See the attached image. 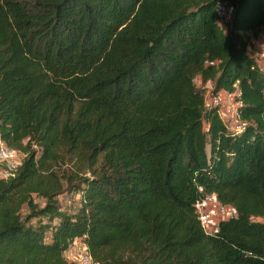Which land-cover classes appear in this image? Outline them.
<instances>
[{
    "label": "trees",
    "instance_id": "16d2710c",
    "mask_svg": "<svg viewBox=\"0 0 264 264\" xmlns=\"http://www.w3.org/2000/svg\"><path fill=\"white\" fill-rule=\"evenodd\" d=\"M260 29L264 0H0V139L24 154L0 178V264H74L76 238L95 264H264ZM195 77L234 95L238 131ZM210 193L234 214L206 233Z\"/></svg>",
    "mask_w": 264,
    "mask_h": 264
},
{
    "label": "rangeland",
    "instance_id": "374dc122",
    "mask_svg": "<svg viewBox=\"0 0 264 264\" xmlns=\"http://www.w3.org/2000/svg\"><path fill=\"white\" fill-rule=\"evenodd\" d=\"M223 11L221 12V21L220 24L224 28L228 26L230 17H231V7L228 3L222 2ZM247 50L254 57V60L258 67L264 70V29H260V31L256 34V36L250 37V42L247 45ZM194 83L199 89L202 90L204 96V102L206 105L216 104L218 107V114L225 124L232 130L236 128V125L239 123L238 119L235 117V109L237 106V102L234 100V95L232 93H227L225 91H219L215 96H213L210 92L212 83L207 81L205 83H201L198 77H195ZM216 101V103H215ZM24 154L19 151L16 159L21 161ZM0 177H2V166H0ZM61 185L64 189L65 182L61 179ZM32 198L34 202L41 206L43 203V199L32 194ZM57 200L60 208L71 211L74 210L77 201L78 195L74 193L67 192L66 190L60 191L57 195ZM227 207L226 214L224 215H213L211 221H219L226 219L234 214L233 210ZM25 212V208H22L21 213ZM257 221L264 222V218H252ZM82 240L80 238H76L72 240L68 246L69 252H76L78 248H80ZM63 258L68 262L70 259V255L68 252L64 251L62 253Z\"/></svg>",
    "mask_w": 264,
    "mask_h": 264
},
{
    "label": "built area",
    "instance_id": "2783aa9c",
    "mask_svg": "<svg viewBox=\"0 0 264 264\" xmlns=\"http://www.w3.org/2000/svg\"><path fill=\"white\" fill-rule=\"evenodd\" d=\"M214 11L220 16L223 11L222 3H217ZM216 103V101H215ZM216 105V104H214ZM240 129L239 123L236 125L235 131ZM19 151L7 146L0 139V166H2V177H11L20 162L16 159ZM227 205L220 204L213 193L204 195L200 200L194 203V210L202 229L206 233L216 230L217 220L211 221L213 215H224L227 211ZM229 207V206H228ZM232 209V208H231ZM213 214V215H212ZM69 253L70 259L74 264H95L92 256L87 251L85 244L82 242L80 248L76 252H69V248L65 250Z\"/></svg>",
    "mask_w": 264,
    "mask_h": 264
}]
</instances>
